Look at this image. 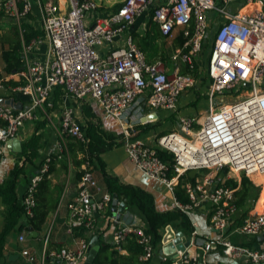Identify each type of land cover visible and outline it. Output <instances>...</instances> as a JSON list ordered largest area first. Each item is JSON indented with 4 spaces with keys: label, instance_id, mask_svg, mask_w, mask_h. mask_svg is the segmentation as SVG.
Segmentation results:
<instances>
[{
    "label": "built area",
    "instance_id": "1",
    "mask_svg": "<svg viewBox=\"0 0 264 264\" xmlns=\"http://www.w3.org/2000/svg\"><path fill=\"white\" fill-rule=\"evenodd\" d=\"M38 2L41 34L28 43L22 42L23 67L0 75V91L7 95L2 99L10 100V103L0 101V163L6 142L19 138L26 123H34L41 113L53 108L56 88L75 101L90 98L117 120L122 148L134 168L147 179L163 184L173 195L180 176L189 170H196L197 174L202 169L227 167L236 175L218 178L205 171L193 183L182 184L188 203H181L174 195V208L185 214L205 206L215 236L200 237L192 223L191 230H175L170 223L162 232L168 236L166 242L173 241L172 231H180L190 244L185 250L175 249L167 254L163 251L166 242L156 248L151 234L146 232V224L124 209L119 220L111 211L107 215L114 224L111 242L117 249L133 237L141 245L140 262L150 261L159 249L161 261L171 259L172 264H189L186 253L193 247L196 254L220 248L226 257L264 264V249L230 239L233 234L255 236L264 229V215H253V208L240 224H234L238 216L235 191L240 175H246L254 185H261L250 175L264 174V0H121L116 10L104 15L96 14L99 5L95 0H68L64 10L53 0ZM30 11V0H0V12L18 26L21 38L22 24ZM143 14L151 18L170 42L178 34L184 38L183 44L169 56L171 70L160 58L148 61L133 40L132 25ZM212 26L215 29L210 34ZM125 31L130 34L116 45ZM43 42L46 45L43 56L32 57L33 48ZM205 43L211 47L206 64L207 112L201 117L180 116V132H167L153 145L135 136L137 129L131 117L141 103L153 109L176 110L182 92L195 83L194 72ZM105 46L107 49L102 51ZM9 79L17 84H7ZM233 90H242L247 96L226 102L224 95ZM216 96H220L218 101L214 100ZM59 136L87 141L71 106L62 107ZM156 148L173 154L171 176ZM49 155L29 179L22 196L27 219L34 214L36 187L48 169ZM83 170L76 195L67 204L70 234L76 228L92 230L95 209L106 212L112 198L98 184L87 161ZM229 178L235 180L236 187L224 184ZM25 237L23 229L17 239L22 242ZM89 242L74 236L72 246L46 249L38 261L28 249L20 253L30 264H82Z\"/></svg>",
    "mask_w": 264,
    "mask_h": 264
},
{
    "label": "crops",
    "instance_id": "2",
    "mask_svg": "<svg viewBox=\"0 0 264 264\" xmlns=\"http://www.w3.org/2000/svg\"><path fill=\"white\" fill-rule=\"evenodd\" d=\"M44 1L46 0H41V2ZM53 1L59 4L62 10H64L68 6V0H53ZM96 1L98 5H104L106 7L105 9H102L101 6H99L96 11L97 15L106 14L107 12L111 11L113 6L115 5L113 0H96ZM30 3H31V11L27 15L24 22L28 23L29 25L33 26L36 29H40L39 2L38 0H30ZM234 7H236V4L235 6H232V9ZM245 9L246 8H244L243 10ZM0 14L2 15L1 12ZM148 19L149 18L146 16V14H143L142 16H139L135 19L130 32L132 37H133V33H137L140 36L143 35L145 28L147 26ZM143 23H145V27L142 26ZM141 26L143 27L142 33L138 31L140 30ZM128 33H129L128 31L123 32L122 38L119 41L115 42V44L116 45L121 44L123 38ZM164 39L168 43H171L169 39L166 38ZM133 40L136 42V37L135 38L133 37ZM7 45H9V43ZM45 47H46L45 42L37 45L35 48H33L30 55L32 57L43 56ZM106 49L107 46L103 47L101 50L105 51ZM1 50H0V75L4 74L2 71L3 62H1L2 61ZM173 50L174 49H172V51ZM20 53H21V49H20ZM155 59H157V57H154L152 60H148V61H153ZM165 59L162 60L166 63ZM168 64L171 66L170 60L169 62L166 63V65ZM197 66L198 65H196V71L194 72L195 74L194 76L196 77V75H201V73H203L202 75H205L206 64H205L204 72H201L199 70V67ZM184 69L185 66L184 67L182 66L181 70L183 71ZM208 83L209 80L207 78L205 94L203 95H206ZM188 90L189 89H186L185 91H183L184 94L182 92V94L180 95L176 110L153 109L149 107L147 103L145 102L141 103L139 105V108L136 109L134 112H132L133 114L131 117V123L135 125L137 131H139L141 127L146 128L138 137L142 138L144 141L152 145L155 144L156 141L155 138L157 134L161 132L167 133L170 131H176V129H173L170 120L176 118L177 114L179 115V117L184 115H192V113L189 112L182 113L180 108L186 105L195 106V104H192V102L196 98L188 97L187 99H185L186 93L190 94V96L193 95L191 94L192 92H188ZM196 92L198 93V91ZM84 100L87 101H85L84 103V101L82 100L79 101L80 103H77V101L73 100L75 102H72L71 99L64 94L63 90H61L60 88H56L53 94V103H54L53 108L48 109L46 114L41 113L39 118L34 123L32 124L26 123L23 130H21L19 134V139L20 142L22 143L32 134L36 124L43 123V126L39 128L37 131V133L41 135L40 149L38 150V155L33 160V164L26 166L25 174L21 175L22 178L21 179L18 178L16 183V193L18 196V201L21 202L22 196L24 194L29 179L31 178L32 175L36 174L39 166L41 165L39 163L46 157V154L50 153L53 154V158H52L53 163L51 165V170L49 171L46 177L48 180V189H47L48 200H50V203H53V201L56 202H55V207L49 211L45 222L42 224L39 230L33 229L31 227H28L30 228V230L28 228L24 229L26 230V237L22 242L18 241L17 237L23 229L18 230L17 227H15L14 229H12L7 233L4 239V247H3L2 256L0 257V264H30L21 255L20 251L22 249H28L29 251L34 253L36 257V261H38L46 249L73 245V238L75 235L70 234L67 231V204L76 195L77 182H78V178L76 174L77 171L84 168V163H82L80 166H77L73 162L74 158L78 159L82 156L81 152L77 150H73L71 153L68 154L67 152L65 153L63 151V146L64 144H66L68 139L67 137L60 138L59 136L61 110L64 105L71 106L74 108L76 118L78 119V122L83 130L85 129L86 121L91 120L96 124H98L101 128H103L108 134L115 136V142L116 143L118 142L119 144L115 145L111 149L101 154V157L105 162V169L108 174L118 177V179L123 183L135 184L151 192L154 195L155 205L158 210L162 211V210L174 208V195L172 194V192L168 190V188H166L163 184L157 181L147 179L143 173H141L140 171L134 168L133 163L129 160L124 149L122 148L120 142L121 128L117 120L113 116L104 113L94 100L90 98H86ZM204 114H199L197 117H201ZM177 123L179 124L178 121ZM58 143H59V147L56 146V144ZM18 153L19 152L14 151L11 147L5 144L4 156L0 163V185L8 176L9 171L13 168L14 163L16 161H19L18 163L22 164L23 157L22 159H19ZM91 172L93 173L98 184L102 186L105 190L106 188L99 171L93 169L91 170ZM195 175H198V173ZM38 191L39 193H41V187H39ZM96 198L99 197L97 196ZM40 201L41 200H39V202ZM255 204H257V200ZM128 207L129 206L126 204L125 210L127 211V213L138 217L142 222L146 224L145 219L143 215L139 212V210H137L134 207L128 210ZM255 207L263 210L264 204H257L254 206V208ZM8 209L9 206L6 203H4L2 197L0 196V232L2 231L5 225V215ZM206 211L207 208L205 206H201L198 209H194L188 212L187 216L190 219V222L192 224H195L200 237H202L205 234H208L209 236L213 237L216 235V233L211 229L209 220L206 216L207 215ZM94 213H95L94 227L92 230H87L85 232L84 238L90 241V239L94 235H96L98 237L99 243L101 244L100 246H102L104 243L112 244L111 238H112V231L114 229L113 222L108 220L107 217L108 214L106 212H100L97 209H95ZM25 220L26 217L22 216L19 221L21 223L24 222ZM172 225L176 227L174 224ZM177 229L178 227L175 228V230ZM12 231H14L15 233H13ZM162 232L163 229L161 230V234ZM254 238L256 239L255 246L264 249V229ZM120 253L125 254L126 251L120 250ZM186 254H187V258L189 259V264H250L244 260L226 257L225 255H223L220 248L211 249L203 254H196L194 252V248L189 247ZM161 256L162 254L159 251V249H156V253L147 264H158L159 262H161Z\"/></svg>",
    "mask_w": 264,
    "mask_h": 264
},
{
    "label": "trees",
    "instance_id": "3",
    "mask_svg": "<svg viewBox=\"0 0 264 264\" xmlns=\"http://www.w3.org/2000/svg\"><path fill=\"white\" fill-rule=\"evenodd\" d=\"M120 5V2L115 4L112 10H116ZM22 27L24 28L22 38L20 36L18 26L15 25L14 35L10 36L9 40H7L9 43L8 47L2 48L1 50V59L3 62L2 71L4 74H10L13 71L20 70L23 67L24 60L20 53L22 42L28 43L32 38L38 34H41L39 29L34 28L26 22L22 24ZM133 37L139 38L137 45L146 54L148 60H152L154 57L158 56V40L164 36H162L158 26L151 21L150 17L147 21L144 34L140 36L137 33H133ZM172 42L171 43L174 48L180 47L184 42V38L181 36V34H178L172 40ZM208 45L209 43H205L204 47ZM208 59L209 55L206 59V64ZM205 77L206 79L208 78L207 73L205 74ZM6 83L11 85L17 84V82L12 79H9ZM4 97H7V95L0 91V98ZM198 98L199 96L192 102V104H194ZM42 126L43 123L36 124L32 134L21 143V151L18 153V158L22 159L23 157V162L22 164H19V161H16L13 168L9 171L8 176L0 185V196L2 197L4 203L9 206V209L5 215V225L0 232V257L2 256L3 252L4 239L9 231L15 227H17L18 230L26 229L28 227L39 230L42 224L45 222L49 211L55 207L56 201L50 203V200H48L47 191L48 180L46 177L51 170V165L53 163V154H50L51 158L48 162V169L43 174L42 179L39 181L36 187V206L34 207V214L32 217L28 219L26 218L24 222L20 223L19 221L20 218L24 216V210L23 205L18 201L16 183L18 178L25 174L26 166L33 164V160L38 155L41 135L37 133V131ZM145 129L146 128L141 127L135 136H139ZM84 131L87 138L86 142H81L75 138L67 137L68 139L66 144L63 146V151L65 153L67 152L68 154L73 150L81 152L82 156L80 158L73 159L74 164L80 166L82 163L87 161L88 168L90 170L96 169L99 171L105 188L111 195L116 194L119 199L125 200L128 206L139 210L146 222V232L151 234L152 243L156 248L160 243L163 242L161 230L168 224H174L176 227L183 230L192 229V225L187 214L179 211L176 208L162 211L158 210L155 205L154 195L151 192L135 184L123 183L118 179V177L107 173L105 169V162L101 157V154L119 144L118 142H115V136L108 134L103 128L91 120L86 121ZM163 133L165 132L157 134L155 139H157L160 135H163ZM156 154L161 158V160L167 163L169 166L168 176H171L173 174V154L167 150L159 148H156ZM44 161L45 158L39 164H42ZM83 171V169L77 171L76 176L78 179L82 175ZM226 171L227 167H223L222 172ZM197 176L198 175L190 177L188 172L180 176L178 184L174 187V195L181 203H188L189 201L188 196L182 188V184L185 182L193 183ZM224 184L231 186L232 188L237 186V183L233 178L225 180ZM39 187H41V193L38 191ZM260 189L261 187L259 185H254V183L246 175H240V183L235 191V204L238 208V216L235 219V225L242 222L243 217L246 216L247 213L253 208L254 201L258 198V196L260 197L264 195V188H262L261 191ZM39 200L41 201L39 202ZM106 213H111L109 207L106 209ZM231 229L232 226L229 228V230ZM86 231L87 230L84 228H76L74 235L78 237H85ZM254 237H256V235L241 236L233 234L230 236V239L237 244L246 245L251 248H258L255 246L256 239ZM120 250H125L126 253L122 254L120 253ZM140 253L141 245L138 244L133 237L127 238L120 245V249H117L111 243H104L102 246H100L92 264H147L149 261L140 262L138 260V255ZM158 264H172V260L166 259L165 261H161Z\"/></svg>",
    "mask_w": 264,
    "mask_h": 264
},
{
    "label": "rangeland",
    "instance_id": "4",
    "mask_svg": "<svg viewBox=\"0 0 264 264\" xmlns=\"http://www.w3.org/2000/svg\"><path fill=\"white\" fill-rule=\"evenodd\" d=\"M96 1V0H95ZM121 0H113L114 4H116L117 2L119 3ZM97 2V1H96ZM103 2V1H102ZM101 6L102 9H105L106 7L104 5H99ZM100 9V10H102ZM146 23V21H145ZM145 23L142 24L143 27H145ZM15 23L9 19L7 16H5V14H0V50L2 48H7L8 47V38L12 35H14V30H15ZM140 27V33L143 32V27ZM214 29L215 27L212 26V28L210 29V34H212L214 32ZM144 34V33H143ZM139 38H136V44H137V41H138ZM173 43V42H172ZM171 43H168L167 41H165L164 37L159 39L158 40V46H159V52H158V56H156L157 58H166V63L169 62V55L171 54L172 52V49H174L173 45L171 47ZM210 45L204 47V52L202 53V55L200 56L199 58V61L197 63V67H199V70L201 72H204L205 70V62H206V59L210 53ZM2 62V61H1ZM169 67V69H171V66L168 64L167 65ZM203 73H201V75H196L195 77V83L193 85V87L191 88H188V92H192L191 94H193L192 96H190V94L186 93L185 94V99H187L188 97L190 98H197L198 96H200L198 98V100L194 103L195 106H189V105H186V106H182L180 109L182 111V113L184 112H189V113H192V115L194 116H198L199 114H204L207 112L208 110V101H207V96L206 95H203L205 94V89H206V77L205 75H202ZM244 90V89H243ZM247 90V89H245ZM198 91V93L196 92ZM184 94V92H183ZM199 94V95H198ZM228 95H224L223 99L226 101V102H236L238 100H241L243 98H245L247 95L246 92H242V90L240 91H235L233 90L232 92L230 93H227ZM220 98V96H216L214 98L215 101H218V99ZM72 102H75L73 101L74 99L70 98ZM84 103L85 101L87 100H83ZM77 103H80L79 100H77ZM183 104V102H182ZM191 105V104H190ZM178 117L179 115L177 114L176 115V118H173L170 120L172 126H173V129H176V132H179V124L177 123L178 121ZM153 143V142H152ZM153 145V144H152ZM56 146L59 147V143L56 144ZM55 146V147H56ZM205 170H198V176L201 175V173H204ZM205 173H209L210 175L213 174V176L215 177H218V178H225L227 177H236V175L231 172L228 168H227V171L226 172H222V170H214V169H207V171ZM20 179L22 178V176L19 177ZM264 180V176L262 177H259L257 180H254L255 182H261ZM262 188H264V183H261V185H259ZM260 189V191H261ZM260 194V192H259ZM257 200V204H264V195L262 196H258V198L256 199ZM256 200L254 201V206L257 205L255 204L256 203ZM253 206V208H254ZM129 209H132V207H128V210ZM13 233H15L14 231H12Z\"/></svg>",
    "mask_w": 264,
    "mask_h": 264
},
{
    "label": "water",
    "instance_id": "5",
    "mask_svg": "<svg viewBox=\"0 0 264 264\" xmlns=\"http://www.w3.org/2000/svg\"><path fill=\"white\" fill-rule=\"evenodd\" d=\"M14 72V71H13ZM245 85H247L245 83ZM264 89V88H263ZM0 101H3L5 103H10V100L2 99L0 98ZM16 107H21L20 103H15ZM6 144L11 147L14 151L20 152L21 151V142L19 138H13L9 141L6 142ZM196 174V170H189L188 175L190 177H194ZM126 207V202L125 200H120L119 197L116 194H112L111 202H110V208L109 210L115 214V217L117 220L120 219L121 214L124 212V209ZM30 230V228H28ZM31 235V233H30ZM173 236V241H167V235H163V242L165 245L163 246V251L167 254L174 253L175 249H180V250H185L186 247L189 246L190 240L187 238L182 232L177 231L171 233ZM100 243L98 241V237L94 235L89 242V248H88V253L82 262V264H92L94 261V258L100 248Z\"/></svg>",
    "mask_w": 264,
    "mask_h": 264
},
{
    "label": "bare ground",
    "instance_id": "6",
    "mask_svg": "<svg viewBox=\"0 0 264 264\" xmlns=\"http://www.w3.org/2000/svg\"><path fill=\"white\" fill-rule=\"evenodd\" d=\"M251 176V178L254 180V179H256V178H258V177H262V176H264V174H261V175H257V174H251L250 175ZM255 182V181H254ZM259 183V182H258ZM260 183H264V180L263 181H261ZM252 214L253 215H264V213H263V210L262 209H259V208H253L252 209Z\"/></svg>",
    "mask_w": 264,
    "mask_h": 264
}]
</instances>
